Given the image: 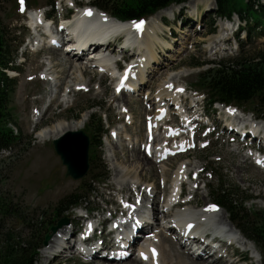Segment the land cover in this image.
<instances>
[{"label":"rangeland","instance_id":"rangeland-1","mask_svg":"<svg viewBox=\"0 0 264 264\" xmlns=\"http://www.w3.org/2000/svg\"><path fill=\"white\" fill-rule=\"evenodd\" d=\"M48 1L49 0H25L22 5L20 0H0V20L8 27V31H14L15 29H19V27H21L24 32L23 33L21 31L23 34L19 39L20 45L16 61L17 71L9 73L15 83L13 84L14 90L10 94L8 106L10 119L8 120V124L6 123L5 126H7L9 130L14 131L16 141L10 150L0 152V196L8 202L11 201L15 203L18 210L24 213L25 218L30 215L35 216V218L39 221L44 218V222H47L49 220H56V217H54V209L59 201L65 196L80 189V191H83L84 195H88L89 201L87 206L81 208L89 210L94 209L95 211L92 213V217L95 219L94 222L97 223L99 218L96 216H98L101 212H103L102 218L108 219L111 214H114L117 210L121 211L122 206H124V204L120 203L122 195L109 188L110 184L116 183L114 179L115 174L112 171L113 164L111 161H108L109 155H114L113 150L110 147V143L116 138H114L111 133L104 136V139L102 140L103 146L100 150L101 159L99 164L96 163V159L93 164L94 167H90L89 172L83 179L76 181L71 178H65L66 167L62 164L60 157L57 155L54 149L53 141L49 140L41 142L39 138L40 135L36 133L37 128H35L37 119L39 118L42 109H44V104L46 103L44 100L47 96H49L50 87L52 85H56L59 88L57 87L58 91L55 94V104L51 107V112L47 114L43 124L48 125V127L51 128L59 122L75 121L76 119L74 116L79 109L87 105L96 104L97 108L86 111L82 114L81 117L85 116L88 121L87 127L82 130H84L89 137L92 136L94 127L99 122V119L102 120L104 130L108 129L109 124H115L113 128L117 131L120 129L124 130L130 126L131 128L127 129L128 133H132V139L135 141H137L139 137L141 145L140 143L137 144V152L143 154L142 144L145 145L144 142L146 141L144 136H146L145 123L147 121V117L145 118V116H148L150 113L151 115H154L159 108V104H154L153 96L157 92L160 82L156 81L150 72H154L155 75L161 70H166L168 75L172 76L178 73L174 78H177L176 80H167L166 77H168V75L162 74V80H166V82L163 83V86L170 87L172 93L181 90L183 97L188 98L184 101L187 102V106L193 101L191 98L198 97V100L201 103H204L207 113L212 115L214 111H212L213 108L210 107L208 99H206L201 92L195 93V89H198V87L195 86L198 74L208 70L210 66L204 65L203 67H197L193 66V64L219 61L222 58L233 57L236 55H242L247 59H255L260 53H264V32H256L254 34L255 37L252 40L246 39L244 40L246 43L243 47L240 44L238 46L236 37H228V32H232V30L236 28L237 23H239L238 19L234 16V19L229 22L226 20L221 21V19L217 18L218 21H215L217 31L216 35L220 33V31L218 33L220 28L219 24L221 22L227 23L226 25H222V28L225 29L223 31L224 35L220 38V42L225 36L226 39L220 43L218 50H211L209 46V38L215 36V34L211 33V20L213 18L212 12L215 11L216 7L215 3L212 10H205L204 6L206 5V2L210 3L213 0H196L197 5L202 1L205 4L203 3L199 5L196 9L190 8L187 9V11L184 10L180 17L184 24L181 23L180 19L176 18V21H173L171 17L163 16L162 22L166 26L165 34L169 37L167 38L169 42L167 44L172 45L168 46L162 41L156 44L160 56L158 61L161 62V64L158 66L155 63H151L152 67L149 68V71H151L149 72L147 69V71L142 74L144 77L146 76L145 78L148 80L146 84L143 85V89L141 88L142 93L141 91L140 93H136L133 92V90L125 93L128 97L130 96L133 98H137L134 96L139 94V99L143 100L141 103H134L131 106L128 105L127 109L132 110V113H130L131 115L127 114L126 117L125 113L121 114V112L125 110L120 109V106L124 105V103H120L117 98H113L115 97L113 95L115 92L117 78H109L107 72L101 71L94 66L91 67V64H85L84 62L88 60L87 54L89 53H86L77 62L75 61V64L81 65L89 70L90 73L88 75L82 76L78 71L75 72L71 78L65 81L61 78L63 74L61 70L59 71V69L54 68L52 71L53 74L51 73L54 78L52 79V82H45L39 79L38 70H44L49 67L50 58H52L53 61L50 70H52V66L55 64L54 61L56 60H61L64 64L68 59L72 62L74 61L70 58L69 54L67 55L64 52L65 48L56 49L57 55L53 53L52 50L45 51L43 55H36L32 52L31 45L27 46L28 40L32 39V32L29 29L27 16L32 12L26 13L23 7L27 6L28 8H40L41 6H45ZM76 1L85 4L90 0ZM121 1L122 0H119V2ZM65 2L66 8L71 7V0H65ZM48 9L49 8L46 7L43 10L45 12H49ZM178 9L179 8H177V10ZM177 10H174L175 14L177 13ZM196 10H198V17H195L193 14ZM63 13L64 12L58 7L54 16L59 19ZM252 15L255 18H262L264 24V17L256 12H253ZM159 22L160 21H158L157 24L151 23L149 25V20L146 21V26L148 27L150 35L154 36L160 32ZM239 33V37L241 39L244 38V36H242L243 31L240 30ZM35 40L37 41V38H35ZM154 42L155 41H153V43ZM217 44H219V42ZM63 47H65V45H63ZM166 47H169L170 50ZM59 53H61L62 56H60ZM107 54L110 55V57L115 56L118 58L117 51L112 48L110 52L107 51ZM129 56L132 57V55ZM132 58L134 59L132 64L139 59L137 56H133ZM24 61L26 62L24 63ZM179 74L182 77L180 80H178ZM58 75L59 78L57 79ZM73 83H76V86L73 87V91L71 93L67 94V91L71 88L69 86ZM184 89H186V92L183 91ZM189 99H191V102ZM168 107L171 109L169 110L168 116L170 123L163 125L160 131L165 133L168 131L166 128L169 126H172L175 132L181 131L178 123L182 119V114L180 113L182 109L178 110L174 102L169 103ZM216 109L218 111L221 110L219 106L214 107L215 112ZM39 110H41V112H39ZM239 110L247 115H253L255 120L258 119V114L254 111V107L250 104L239 107ZM193 112H195V108H193L192 112H190V116L193 115ZM121 115L124 116L122 120L120 119ZM91 116L92 118H90ZM218 117L219 115L217 113L211 117L210 122H207V120L204 119L205 121L203 120V123H210V125H205L202 130H197V135L194 136V140L191 132L193 131L195 124H191L187 128V131H185L187 138L185 137V139H183V141L189 140L187 147L191 150L187 153H181L178 157L169 158L170 160L168 159V161H166L167 164H159V160H157L158 162L156 161L155 163L158 164V168L156 167L153 171L146 170L141 174H126L125 178L122 177L120 180H129L132 183H138L139 185L143 182L144 184L142 183V186L145 188L149 185L147 183H150L155 179L160 181V179H163L165 175H167V179H169L171 177L170 175L174 173V170L176 174L179 166L182 165L183 171L185 173L193 172V177L196 179L197 173L202 172L199 182L201 189L197 193L198 196H195V193H193L192 190L196 189V184L188 182V198H192L194 195L195 201H199L201 204H205L206 202L212 203V195L209 190V186H215L218 183V178H221L237 187L241 192L245 193V195L249 197L250 200L245 204L247 210L252 213L264 214V169L254 165L251 159H248V161L245 162L244 156L249 157V149L245 148L243 150L241 147L242 143L237 144L234 142V134L232 131L224 129L222 125L218 126ZM212 122L214 123L212 124ZM1 126H3V123L0 124V127ZM209 133L211 134L209 135ZM142 136L144 137L143 139ZM125 138H123L121 142H118L117 145H113L115 147V151H120L123 147V150L121 151L122 153H119L116 160H112L113 162L115 161L120 168H122L121 163L127 167H132L133 164H135L132 160L130 161V155L124 156L125 154H123V151H132L130 142ZM250 140L246 139L243 143L248 144L249 146H256V143H250ZM181 142L182 140H178L177 143ZM174 143L176 142L174 141ZM128 147L130 148L128 149ZM185 150L187 149H183V151ZM91 156L94 158H97L98 156L94 143L90 147V158L92 160ZM98 165H104L107 168L108 180L103 184L98 182L93 183V178L98 173ZM115 173L117 176L116 171ZM185 177L186 176L183 177V180H186ZM88 183L90 184V188L92 190L90 193H86L84 191ZM116 185L120 187L118 179ZM165 189L166 187L161 184V188L157 190V195L160 199L159 202H162V200H164L168 195V192H165ZM157 191L155 190V192ZM129 194L131 195L130 192ZM134 201L136 200H132L133 204L135 203ZM80 211L81 210L79 208L66 216V219L70 223L67 226V230L65 229L66 231H83V229H85V220L80 219V215H84L85 213H81ZM225 214L228 218L227 213ZM163 222L164 220L159 221V226L160 224L162 226ZM76 223L77 225H75ZM107 223L110 224L109 226L111 227L113 222L107 220ZM1 226V230H3L4 233H7V236L5 239H0V248L8 244H15L16 242L21 243L22 240L27 238L30 234L27 226L23 225L22 221L18 219L8 220ZM176 235L178 236L177 233ZM159 238L162 239V243L159 247L163 253L166 252L164 253V256H167L169 261H177L178 259L180 261L185 260L181 254H169L164 247V243L171 244L170 241L168 239L164 240V237ZM97 239H99V237H96V242L98 241ZM110 244H113V242ZM169 246L173 248V246ZM59 249L57 248L56 250L58 251ZM178 249H182V247L179 244H176V252ZM235 249L238 248L235 247ZM256 249L261 260L260 262L257 260L253 261V264H264V258L261 255L263 249L260 247ZM42 250L39 252L37 264H89V261L70 253L62 256H52L50 260L45 262L43 257L44 251L42 252ZM53 252L56 253V251ZM133 254L136 255L137 253ZM164 256L163 261L165 262ZM226 258L227 257L225 256V259ZM209 259L210 258L206 260L205 258V261H208ZM248 260L249 257H247V260L245 261ZM131 261L134 260H130V263H132ZM161 261L162 257H159L158 262H160V264ZM91 262H96V260ZM184 262L186 263L187 261L185 260ZM206 264H211V262H206ZM248 264L250 263L248 262Z\"/></svg>","mask_w":264,"mask_h":264},{"label":"bare ground","instance_id":"bare-ground-1","mask_svg":"<svg viewBox=\"0 0 264 264\" xmlns=\"http://www.w3.org/2000/svg\"><path fill=\"white\" fill-rule=\"evenodd\" d=\"M203 3L204 2L202 1L201 3H199L197 5L196 0H191L187 5H188V7L196 9V8H198L199 5H201ZM175 8L176 7H171V8L161 10L156 15H154L153 17H151L149 19V25L151 23L157 24V22L160 21L159 22L160 32L155 34L154 36L150 35V33L148 32V27L146 26V23L141 29H139V26L135 23L120 21V20H118V19L110 16L109 14L102 12L98 9H97V11H99L100 13L99 12H97V13H99L101 16V22L103 21L104 23H100V20L98 18H94V17L90 16L91 14L96 13V11L94 9H91V10H87V13H86L87 17H89V18H87V17L86 18H80V19L76 18L77 26L70 28L68 30L79 31V33H80L79 40L80 41L85 40V39H83L84 34H88L89 32H95L96 29L98 30L96 32H98L99 36H102L104 38H109L111 36H112L111 39L116 38L119 33L127 32L128 35H130V36L133 34L131 37L133 42H136L137 40H141L145 44L144 47L141 49L144 51L139 52L138 57L146 58L147 61L142 62L141 58H139L133 64H128V66L124 69V73H125V71L130 73L129 81L127 83V87L125 90H129V89L134 87L133 89L135 90V92L140 93L141 88L143 89V85H145L146 82L148 81L145 78L146 76L144 77L142 74L145 73L147 71V69L149 71V68L152 67L151 63H155L158 66H159V64H161V62L158 61L160 59V56H159V51L157 49L158 47H156V44L160 43V41H162L163 43H166V44L169 43L167 40L168 37L165 34L166 26L162 23V18H163V16H169L172 18L175 15V13H174ZM204 8H205V10H212L214 8V2L213 1L210 3L206 2V5L204 6ZM197 12H198V10H196L194 13H197ZM83 24H85L84 25L85 27L82 26ZM226 24L227 23H220L219 24L220 33L218 31L219 34L209 38V40H210L209 46H210L211 50H218L220 43L224 39H226V36H225L224 38H222V41L220 42V38H221V36L224 35L223 31L225 29V28H222V25H226ZM95 25H100L101 28H95ZM153 41H155V42L153 43ZM218 42H219V44H217ZM167 45L171 46L172 44H167ZM104 48L105 47L102 45L94 44L90 47H88V46L82 47L81 50L83 51V53H85L87 50L94 49L96 51L95 53H97L98 51L100 52V50L101 49L103 50ZM166 48L169 49V47H166ZM51 50L53 53H55L57 55V51L55 50V48L51 49ZM59 54H60V56H62L61 53H59ZM90 55H91L90 57L93 56L92 54H90ZM97 55H99V54H95V57ZM76 56H78V55H76ZM79 59L80 58H77V59L74 58V59H72V60H74L73 62L70 59H68L65 64L61 60H56V61H54L55 64L52 66V71L54 68L59 69V71L61 70V72L64 74L63 75L60 72L62 74L61 78L64 79L65 81H67L69 78H71V76L75 72H78V71L81 73L82 76H86L90 73L89 70L87 68L82 67L81 65L75 64V61L77 62ZM152 60H153V62H152ZM98 62L102 66L109 68L111 70V73L115 77L118 75V71L116 70L114 65H112L113 61H112L111 57H107V59H101ZM49 63H50V65L48 67V71H50V67L53 63L52 58H50ZM116 65H118V64H116ZM92 66L98 68V66L95 65V63H93V62H91V67ZM51 73L53 74V72H51ZM150 74L153 75V78L156 81L160 82L159 86H158L159 88L156 92L157 94L153 98L154 104L157 103V104L161 105L157 109V112L154 115H152V121L155 124V132H154V140L155 141L153 143L150 142V145L147 148L149 151H154L156 154L153 155L151 158H149L147 156L146 152H144L143 154L137 152V144L140 143L139 137H138L137 141L133 140L132 139V133L129 134L128 130H127L128 128H131V127L128 126L124 130H122V129L118 130L117 133H115L113 135V137L116 139L115 140L113 139L111 141L110 147L113 150L114 155H109V157H108V161H111V163L113 164L112 171L115 174L114 179H115L116 183H117V179H118V184L120 186V187H118V185H116V183H112V184H110L109 188L115 192H118V194L122 195L121 202L124 203L125 205L127 202L132 203V200L135 199L136 201H134L135 203L132 206H134V207L137 206L138 201L141 202V204L143 206L139 209V211H137V209H135V208H131V206L128 209V212L133 214V215L131 216L132 218L129 221H126V222H128L127 226L137 228L138 231L134 235H133L132 231H129L130 232V239L128 242V247H117L118 250L130 249V253H129L128 257H126L124 260H121L118 262L110 261V256L105 255L104 250H103V246H100L97 248L96 243L94 242L92 244V248L94 247L93 248V251H94L93 255H94V260H96V262L90 261L89 264H112V262L115 264H160V262L157 263L159 260V257H162L161 264H206V262L208 263L210 260H211V264H244L245 260H247V257H248L245 252L248 250L250 251V255L252 257H255L257 255L258 258L256 260L258 262H260V260H261L259 258L260 255H259L256 247L254 246V244L251 241H249L246 237H244L238 231V229L230 223V221L226 217V214L223 210L219 209L216 206L210 205L211 204L210 202H206L205 204L204 203L201 204L199 201L198 202L195 201V199L193 201H188V200L184 201V205L181 206L178 210L174 211L176 216H177V223L170 221L171 215L169 216V220L165 219L166 214L163 213V211H165V206H162L161 209L159 207H156V205L159 203V200H160L158 195H157V193H158L157 190H159L161 188V184H163V186L166 187L165 192H168L169 194H171V189L173 187V183L175 182V180H177L180 176H182V177L188 176L189 178H191V177L194 178L193 172L185 173L183 171V168L179 167V169L177 170L178 172L175 174V170H174V173L172 175H170L171 177L169 179H167V175H165L163 177V179H160V181H157L156 179L153 180L145 188L142 186L143 182H141V184L139 185L138 183H132L129 180H125V179L120 180L122 177L125 178L126 174H132V173H140L141 174L146 170L147 171H153L156 167L158 168V164L155 163L157 160H159V164H165L166 159L170 158L172 156V154H174L176 151L183 150V149L187 148L186 143H184V145H181L182 143H177L178 142L177 137L180 135V139L182 141H183V139H185V135H186L185 131L187 130L189 119H191V117H192L189 115V113L192 112V106L185 107V113L189 116L187 118V117H185V114L182 115L183 117L180 120V122L178 123V125H180L179 127H180L181 131H176V134L173 137L169 136V132L173 131V129L166 128L168 130V132L166 131L165 133H162L160 131L161 125H167L170 123V121L164 123L165 121H167L166 118L164 121H159L157 119V117L159 116L160 111L163 108L164 109L166 108L167 101L171 102L172 98L176 99V106L181 107L184 104L185 98H183V95H181V90L178 91L176 95H174L175 92L172 93L170 87L163 86L164 85L163 83L166 82V80L163 81L162 76L164 74L168 75L166 70H161L158 74H155V75H154V72H150ZM176 74H178V73H176ZM176 74L173 76L168 75V77H166L167 80H176L177 78L174 79ZM134 76L138 79V83H137L138 88H136L135 86L132 87L131 85H129L130 81H133ZM58 78H59V75L57 76V79ZM122 78H123L122 75H120V77L116 79V82H117L116 87L119 85ZM180 79H182V77L179 74L178 80H180ZM174 82H176V81H174ZM74 86H76V83H73L72 85L69 86V87H71L69 89V90H71V92L73 91ZM116 87H115V92L113 95L115 97H113V98H117L120 103H124V107H125L124 110L126 111L125 115L132 113L131 112L132 110L127 109L128 105L131 106L134 103H141L143 100L139 99V94L134 96L137 98H133L130 96L128 97L127 95H125V92H121L120 95L118 96V94L116 93L117 92ZM58 88H56L55 92L58 91ZM50 93H51V89H50ZM50 93H49V95H51ZM141 93H142V91H141ZM141 98H143V97H141ZM144 98H145V96H144ZM144 101H146V100H144ZM180 102H182L183 104L180 105ZM144 103H142V104H144ZM50 112H51V110H48V111L46 110L43 114H40V116H39L40 120L38 121V124L36 126L38 129L43 128L45 126V124H43V123L45 121V118L47 117V114ZM146 113H147V111H146ZM149 115H151V113ZM146 117H148V116H145V118ZM120 119L121 120L123 119L122 115H121ZM244 121H246V120H244ZM247 121H250V120L247 119ZM87 124H88V121H87L85 116H83L79 120H75V121L59 122L58 124L51 127L49 130H46V131L40 133L39 138H40L41 142H46L49 140L53 141V140L57 139L58 137H60L61 135H63L64 133L70 132L71 130L79 131L81 129H84V128H86ZM249 124L251 127H255L256 129H261V128L264 129V121H261V120L257 121V122L253 120ZM166 129H164V130H166ZM158 131L160 133H158ZM196 135H197V133L195 134V136ZM144 137L146 138V136H144ZM144 137L142 136V139ZM123 138H125L127 141H129L131 146H132V151H131L132 153L123 151V154H125L124 156L130 155V161L132 160L133 163L135 162V164H133L132 167H130V166L127 167L121 163L122 168H120V166H118L115 161L114 162L112 161L113 159L116 160V157L123 150V147H122L120 151H115V147L113 145L114 144L117 145V143L121 142L123 140ZM174 141L176 143H174ZM144 144H146V142H144ZM140 145H141V143H140ZM129 148L130 147H128V149ZM145 151H146V149H145ZM248 159H249L248 156H244L245 162L248 161ZM128 165H130V164H128ZM115 171L117 172V176H116ZM201 175H202V172H199L197 174V179L194 178L195 181H193V183L198 184L196 189H192L193 193H195L194 194L195 196H198L197 193L201 189V187L199 185ZM116 177H118V178H116ZM147 181H149V180H147ZM167 188H169V189H167ZM155 190L157 192H155ZM129 192L131 193V195L129 194ZM126 212H127V208H125V209L121 208V211L117 210V213H123L124 215H126ZM102 213L103 212H101L96 217L99 218L98 219L99 221H104L106 223L108 219L102 218V215H103ZM204 214L207 215V219L204 217ZM209 214H213V216H209ZM186 217H190V218H194V219L197 218V220H195V221L191 220L193 222H190V223L182 221V219L186 218ZM201 217L206 222L205 224L208 225V231H211V230H213V228H215L216 234L218 232L220 234L227 236L229 241H232L239 248H241L244 252L240 253V251H235V253L231 256L233 259H229V261H228V258L225 259V256H224V253L222 250L219 251L210 245H206L205 243H202L201 242L202 241L201 235L194 236V234L191 233V232H194V233L198 232V230H199L198 224H201L203 222L201 220ZM144 219H147L148 221L152 220V219L155 220L154 225H147L146 221ZM163 220H164V222H163L162 226H161V224L159 226V221H163ZM196 221H198V223H196ZM216 221L218 223V226H217V223H215ZM117 222L118 221H116L115 223H117ZM115 223H113V225ZM94 224H96V223L94 222ZM167 224H169V226H167ZM190 224H193V228L188 231L190 233V235H189V238L184 239V245L188 248L190 245H191V247H192V245H194L196 247V253L198 255H191L190 253H188L185 250V248L184 249L183 248L178 249L177 252H176L177 249L175 250L176 244L180 238L179 236L174 235L178 232L176 230V228H178V226H180V225H183V227L186 228ZM211 225L214 227H212ZM221 225H223L224 228H221L220 227ZM91 226H93V225H90V228H91ZM67 228L68 227L60 229L52 237L50 244H48V246L43 248L42 252L44 251L43 257H44L45 262L50 260L52 258V255H54V254H55V256H58V255L62 256V254L57 253L58 251L56 249L59 248L63 244V242H61L63 239L60 237V234H63V236H64V234L69 233L66 231ZM123 228L124 227H119L118 229H123ZM216 229H217V231H216ZM142 232H144L145 235H142ZM158 236L164 237V240L168 239L170 241L171 244L164 243V247L169 252V254H171V255L181 254L187 262L185 263L184 262L185 260L180 261L179 259L177 261H174V260L169 261L168 257L164 256L165 255L164 253H166V252L163 253V251L159 247L160 244L162 243V239L159 238ZM68 241L69 242L71 241V239H69V237H68ZM123 241H125V239H123ZM232 242L230 244H232ZM201 244H202V247H199L198 245H201ZM169 245L173 246V248H171ZM53 251H56V253L53 254L52 253ZM112 251H113V249H112ZM133 253H137V254L134 255ZM163 256L165 257L166 263L163 261V259H164ZM145 257H147V258H145ZM148 258H149V261H147ZM205 258L206 259L210 258V259L208 261H205ZM130 260H134V261H131L132 263H130Z\"/></svg>","mask_w":264,"mask_h":264},{"label":"trees","instance_id":"trees-1","mask_svg":"<svg viewBox=\"0 0 264 264\" xmlns=\"http://www.w3.org/2000/svg\"><path fill=\"white\" fill-rule=\"evenodd\" d=\"M188 0H96L95 4L103 11L110 13L113 17L122 21L145 20L155 15L158 11L171 5L182 4ZM54 4L55 0L48 1ZM245 5V6H243ZM217 9L213 12L214 19H231L237 14L245 25L244 31L248 32L251 40L257 27L261 25L264 32L262 18H255L252 13L256 12L264 17V4L262 0H216ZM19 30H10L0 20V148L10 150L16 141L14 131L9 130L8 124L10 113H8L10 94L14 90L15 83L7 71L16 70L17 51L20 44ZM215 32V28H211ZM241 46L245 45L240 41ZM210 65L211 68L198 74L195 86L202 92L209 101L210 107L216 104L254 107L258 118L264 121V53H260L255 59H247L242 55L229 57L220 61L201 62L193 66L203 67ZM95 104L87 105L78 110L74 118L78 120L81 115L96 108ZM94 122V121H93ZM106 130L102 120L94 127L92 133V143L98 152L97 158L92 157L91 166L99 164L101 159L102 138ZM98 173L93 178V183L103 184L108 180L107 168L98 165ZM218 183L210 187L211 200L225 210L229 220L237 229L256 247L263 249L264 257V214L252 213L246 209V202L249 197L241 192L237 187L218 178ZM86 193L92 192L90 184L84 189ZM88 195L83 191H77L62 198L54 209L55 221L44 222V218L39 221L35 216L25 218L24 213L18 210L13 202L6 201L0 196V239H5L7 233L1 230V225L8 220L18 219L27 226L30 234L21 243L8 244L0 248V264H37L40 250L44 247V240L51 233V228L56 226L60 220L64 219L75 209L88 205ZM2 235V237H1Z\"/></svg>","mask_w":264,"mask_h":264},{"label":"water","instance_id":"water-1","mask_svg":"<svg viewBox=\"0 0 264 264\" xmlns=\"http://www.w3.org/2000/svg\"><path fill=\"white\" fill-rule=\"evenodd\" d=\"M53 145L62 164L67 167L65 178L78 181L87 175L90 169L91 138L83 130L64 133L53 141ZM68 224L69 221L63 219L52 227V235L46 237L44 245L47 246L52 236Z\"/></svg>","mask_w":264,"mask_h":264},{"label":"snow or ice","instance_id":"snow-or-ice-1","mask_svg":"<svg viewBox=\"0 0 264 264\" xmlns=\"http://www.w3.org/2000/svg\"><path fill=\"white\" fill-rule=\"evenodd\" d=\"M20 3L23 5L24 4V0H20ZM143 255V254H142ZM145 258H147V257H145Z\"/></svg>","mask_w":264,"mask_h":264}]
</instances>
